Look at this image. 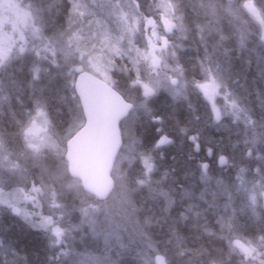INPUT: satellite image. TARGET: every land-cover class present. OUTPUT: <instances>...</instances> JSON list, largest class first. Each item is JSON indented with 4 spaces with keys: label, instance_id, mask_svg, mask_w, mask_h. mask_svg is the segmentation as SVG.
Listing matches in <instances>:
<instances>
[{
    "label": "snow or ice",
    "instance_id": "snow-or-ice-1",
    "mask_svg": "<svg viewBox=\"0 0 264 264\" xmlns=\"http://www.w3.org/2000/svg\"><path fill=\"white\" fill-rule=\"evenodd\" d=\"M0 264H264V0H0Z\"/></svg>",
    "mask_w": 264,
    "mask_h": 264
}]
</instances>
